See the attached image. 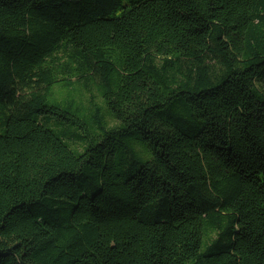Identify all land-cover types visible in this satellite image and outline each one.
Wrapping results in <instances>:
<instances>
[{"label":"trees","instance_id":"trees-1","mask_svg":"<svg viewBox=\"0 0 264 264\" xmlns=\"http://www.w3.org/2000/svg\"><path fill=\"white\" fill-rule=\"evenodd\" d=\"M0 264H264V0H0Z\"/></svg>","mask_w":264,"mask_h":264}]
</instances>
